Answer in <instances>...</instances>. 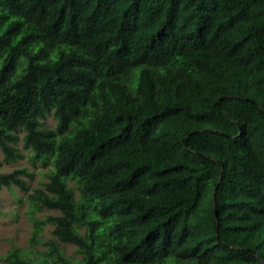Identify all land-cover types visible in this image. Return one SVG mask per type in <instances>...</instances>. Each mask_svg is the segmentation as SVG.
<instances>
[{"label": "trees", "instance_id": "1", "mask_svg": "<svg viewBox=\"0 0 264 264\" xmlns=\"http://www.w3.org/2000/svg\"><path fill=\"white\" fill-rule=\"evenodd\" d=\"M20 142L45 180L0 264H264V0H0L6 163Z\"/></svg>", "mask_w": 264, "mask_h": 264}, {"label": "rangeland", "instance_id": "2", "mask_svg": "<svg viewBox=\"0 0 264 264\" xmlns=\"http://www.w3.org/2000/svg\"><path fill=\"white\" fill-rule=\"evenodd\" d=\"M55 120L48 118L46 125L49 127H55ZM19 147L22 154L25 155L19 161L9 164L3 159V154L0 152V174L9 173L16 168L26 167L34 175L33 178L28 179V191L25 192L17 187L13 189L3 188L0 189V256L6 255L12 246H19L23 249L29 247V238L31 235V223L28 219L27 194L32 193L35 188L41 186V181L45 180V176L42 174L45 169L40 163H35L29 158L31 155L29 152L22 149V142ZM59 214L57 211L44 210L38 214V217L42 218L46 215ZM53 227H48L43 235L46 239H55L52 235ZM62 249L66 252L68 257H75L80 259V255L76 252V247L73 245L62 244ZM42 249V248H41Z\"/></svg>", "mask_w": 264, "mask_h": 264}, {"label": "water", "instance_id": "3", "mask_svg": "<svg viewBox=\"0 0 264 264\" xmlns=\"http://www.w3.org/2000/svg\"><path fill=\"white\" fill-rule=\"evenodd\" d=\"M215 194H216V189H215V192H214V199H215Z\"/></svg>", "mask_w": 264, "mask_h": 264}]
</instances>
